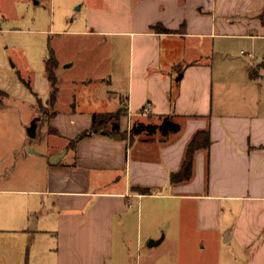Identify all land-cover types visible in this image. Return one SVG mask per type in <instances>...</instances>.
Returning <instances> with one entry per match:
<instances>
[{
    "label": "crops",
    "instance_id": "0c3cea01",
    "mask_svg": "<svg viewBox=\"0 0 264 264\" xmlns=\"http://www.w3.org/2000/svg\"><path fill=\"white\" fill-rule=\"evenodd\" d=\"M43 1L0 0V15L2 2L20 21L37 6L32 20L41 23L46 5L49 26L37 31L96 37L109 56L100 62L99 107L81 109L74 97L55 110L59 88L53 103L35 93L36 135L42 124L64 138L63 161L50 163L55 150L43 145H0V167H11L0 195L22 197L0 202V224L35 238L11 264H121L144 197L188 201L199 233L234 243L247 264H264V0H48L44 10ZM120 111L119 137L75 142L94 113ZM165 117L177 133L131 134L133 125ZM204 129L211 144L196 152L192 178L172 184L187 144Z\"/></svg>",
    "mask_w": 264,
    "mask_h": 264
},
{
    "label": "rangeland",
    "instance_id": "374dc122",
    "mask_svg": "<svg viewBox=\"0 0 264 264\" xmlns=\"http://www.w3.org/2000/svg\"><path fill=\"white\" fill-rule=\"evenodd\" d=\"M47 1H43V5L38 7L44 10V2ZM45 9L41 23L32 20L36 10H39L37 6L36 9L35 6L31 7L27 15L25 14V20L20 21L17 20L19 15L2 2L0 145L7 147L17 142L40 147L43 145L47 149L55 150L54 154L59 155L57 163H60L66 157L61 156L66 150L64 138L49 133L48 128L45 130L41 127L42 124L37 129L36 137L32 138L27 134V128L37 115L35 93L42 100H50L52 87L45 74V63L49 55H54L59 62L54 70L59 88L55 110L69 108L74 97L77 98L76 106L90 110L99 104L98 94L102 90L99 77L106 65L100 62L108 58L109 47L94 46L98 43V38L93 36H58L54 32L37 31L49 26L51 14L46 5ZM71 61L74 64L66 68V63ZM106 107L109 109L110 106ZM41 113L45 115L43 110ZM41 139L44 144L40 143ZM12 155L11 165L17 161V156ZM10 169L9 164L4 168L0 167V177L8 176ZM11 198L0 195V202ZM132 214L133 224H128L124 242V250L128 255L122 256L121 264H136V260L137 264H247L250 260L246 254L237 251L234 243H221L220 239L210 233H199L196 230L193 204L188 201L144 197L140 201L138 214L136 206ZM166 224L167 228L162 231ZM12 225L15 224H0V264L3 257L10 260L8 264H11V259L16 262L21 249L29 253L30 246L35 243L34 235L16 231ZM164 234L166 238L161 244L148 247L151 239H159ZM39 242L40 247H45L50 239ZM121 248L118 249L121 251Z\"/></svg>",
    "mask_w": 264,
    "mask_h": 264
},
{
    "label": "trees",
    "instance_id": "16d2710c",
    "mask_svg": "<svg viewBox=\"0 0 264 264\" xmlns=\"http://www.w3.org/2000/svg\"><path fill=\"white\" fill-rule=\"evenodd\" d=\"M260 19L264 23V11L260 15ZM155 30L160 32H167L168 30L156 26ZM56 61L52 55L48 58L45 65V74L48 80L51 83V93H50V103H53L56 99L58 86H57V76L55 74ZM122 112L116 113H94L92 115V123L91 126L80 133L77 137L76 141L81 140L84 137L93 135V134H102L107 135L109 137H119L120 131V116ZM180 130V126L176 124L172 118L165 117L163 121L159 125L152 124H135L131 128V134H139L141 132H146L149 135L160 133L162 136H168L172 133H177ZM210 132L208 129L197 131L189 143L186 146V150L184 153V157L182 160V164L178 171L170 174V182L172 184H180L186 181H189L193 175V162L194 156L197 151L208 149L210 147ZM148 193V192H144Z\"/></svg>",
    "mask_w": 264,
    "mask_h": 264
},
{
    "label": "water",
    "instance_id": "95a60500",
    "mask_svg": "<svg viewBox=\"0 0 264 264\" xmlns=\"http://www.w3.org/2000/svg\"><path fill=\"white\" fill-rule=\"evenodd\" d=\"M36 128H37V118H35L34 120H32L30 126L27 128V134H28L29 137H32L33 138V137L36 136ZM65 153H66V150L61 153V156H64ZM58 158H59V155L54 154L53 156H51L49 158V162L52 163V164H55V163H57ZM163 239H164V235L161 236L158 240L151 239L148 242V247H153V246L159 245L163 241Z\"/></svg>",
    "mask_w": 264,
    "mask_h": 264
},
{
    "label": "built area",
    "instance_id": "2783aa9c",
    "mask_svg": "<svg viewBox=\"0 0 264 264\" xmlns=\"http://www.w3.org/2000/svg\"><path fill=\"white\" fill-rule=\"evenodd\" d=\"M148 112H149V108H147V107L144 108V110L142 111L143 114H146V113H148Z\"/></svg>",
    "mask_w": 264,
    "mask_h": 264
}]
</instances>
